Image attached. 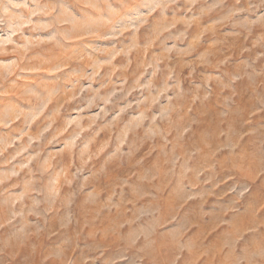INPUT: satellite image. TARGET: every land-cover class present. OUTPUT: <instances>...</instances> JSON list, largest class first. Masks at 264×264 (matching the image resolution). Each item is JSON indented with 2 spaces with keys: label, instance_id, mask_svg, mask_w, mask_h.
Wrapping results in <instances>:
<instances>
[{
  "label": "rangeland",
  "instance_id": "obj_1",
  "mask_svg": "<svg viewBox=\"0 0 264 264\" xmlns=\"http://www.w3.org/2000/svg\"><path fill=\"white\" fill-rule=\"evenodd\" d=\"M0 264H264V0H0Z\"/></svg>",
  "mask_w": 264,
  "mask_h": 264
}]
</instances>
